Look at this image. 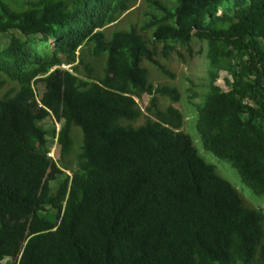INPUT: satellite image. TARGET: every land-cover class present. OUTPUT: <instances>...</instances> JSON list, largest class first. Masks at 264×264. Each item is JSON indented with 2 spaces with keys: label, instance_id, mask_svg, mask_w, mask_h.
Masks as SVG:
<instances>
[{
  "label": "trees",
  "instance_id": "16d2710c",
  "mask_svg": "<svg viewBox=\"0 0 264 264\" xmlns=\"http://www.w3.org/2000/svg\"><path fill=\"white\" fill-rule=\"evenodd\" d=\"M19 1L11 10L0 0V34L12 33L0 75L19 86L0 98V264H264V214L199 157L171 105L179 93L150 83L141 67L173 79L157 57H192V40L205 42L197 133L264 197V0H174L173 9L148 0L143 26L108 39L101 29L136 0ZM86 44L106 54L102 77L56 68ZM221 71L226 91L216 84ZM144 95L151 116L122 126L142 116L135 98ZM159 97L171 103L165 110ZM48 117L59 132L46 128ZM74 127L75 167L51 170L53 139L61 164Z\"/></svg>",
  "mask_w": 264,
  "mask_h": 264
},
{
  "label": "rangeland",
  "instance_id": "374dc122",
  "mask_svg": "<svg viewBox=\"0 0 264 264\" xmlns=\"http://www.w3.org/2000/svg\"><path fill=\"white\" fill-rule=\"evenodd\" d=\"M162 4H166L169 7L175 6L174 0H157ZM6 4L11 10L18 8L21 4L19 0H7ZM148 0H136L132 7L122 13L115 22L101 29L104 30L105 37L108 39L111 36V33L117 30L127 31L129 28L134 27L139 29L147 22V17L144 16L145 12H150ZM148 32H143L142 36L145 39H149L152 35V30ZM12 34V33H11ZM10 33L0 34V49L7 46ZM17 35V34H16ZM92 44H86L81 49H78L76 55L77 59L75 62L65 60L63 64L57 66L56 68L61 70H66L68 72L74 71V67L78 68L75 70V74L80 79H97L103 76V70L106 63V54H101L98 57L91 55ZM192 57L188 56V53L183 51L184 58L180 59L176 54H173L170 59H163L160 55L157 57L158 62L163 65L166 70L174 74V78H170L162 75L159 70L145 61L141 62V67L143 66L148 72V81L154 85H167L173 87L179 93V100L177 103H170L169 99L159 97L158 108L165 110L166 107L171 104L174 108L179 110L182 114L183 124L181 131L185 133L191 140L193 147L196 149L200 158H202L206 164L212 165L215 167L216 172L220 175L221 178L228 181L242 197L244 201V206L246 208L259 210L264 214V197L255 194L251 188L247 187L241 180L239 174L235 169L231 167L230 164L224 162L210 152L206 151L202 141L196 130V120H197V105L203 104V97L206 92L208 75L206 73L208 68V61L205 59V42L193 39L191 42ZM201 50L202 54L199 55L198 52ZM83 60L82 64H79V60ZM207 62V63H206ZM88 66L92 73L90 76H87L85 71V66ZM56 68H53L51 71H54ZM82 76L84 78H82ZM228 78L226 72H219V78L216 81V84L223 90L226 91L228 87L224 84V79ZM0 81L3 83L0 86V98L5 95H14L18 90L19 86L17 83L10 81L5 76L0 75ZM35 91V100L39 102V96L43 91V84L38 83L34 86ZM207 95V94H206ZM149 96L144 95L141 99H136L137 107L142 112V116L133 121L121 120L120 124L122 126H130L132 128H138L143 125L146 118L151 116L149 112L146 111V108L149 105ZM205 99V97H204ZM202 102V103H201ZM46 128H51L55 133L59 132L61 123L54 122L52 118H46L45 120ZM72 137L74 139L72 152L65 160H58V150L55 138L52 141L51 150L49 156L53 160L51 170L54 168H60L61 165H65L73 169L77 163V156L80 151V146L82 145V133L81 130L77 127L72 129ZM67 175L71 176L69 171H64ZM14 260H6L5 262H11Z\"/></svg>",
  "mask_w": 264,
  "mask_h": 264
}]
</instances>
